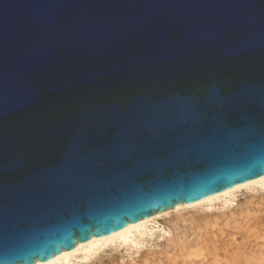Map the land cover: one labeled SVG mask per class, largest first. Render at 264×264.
Segmentation results:
<instances>
[{"label":"water","instance_id":"95a60500","mask_svg":"<svg viewBox=\"0 0 264 264\" xmlns=\"http://www.w3.org/2000/svg\"><path fill=\"white\" fill-rule=\"evenodd\" d=\"M263 176L264 0H0V264Z\"/></svg>","mask_w":264,"mask_h":264},{"label":"bare ground","instance_id":"6f19581e","mask_svg":"<svg viewBox=\"0 0 264 264\" xmlns=\"http://www.w3.org/2000/svg\"><path fill=\"white\" fill-rule=\"evenodd\" d=\"M241 193L252 197V200L260 197V203L257 206H264V176L199 202L190 205L184 203L173 209L165 210L114 234L99 238L95 237L87 243H79L73 251H64L48 262H37L36 264H88L107 249L113 252H119L123 249L128 259H130V264H138L136 258L144 247L150 245V251L152 246L154 248L160 247L159 241L161 239L166 240L168 244H175V237H177L175 232L179 225L188 223L198 225V218H202L201 220L207 219L208 222L205 225L213 226L212 237L215 239L217 235H223L224 227L229 226L230 221L235 222L232 220L234 216L231 208L236 205L238 195ZM213 211H219V215L225 218L226 225L224 227L220 224L219 219L213 216ZM160 219H164V222L161 223ZM248 227L252 235L264 237L263 230H259L257 225ZM200 237L202 238V236ZM187 245L185 241L175 245V248H179L177 257H204V248H207L205 247L207 245L205 241H197L194 245ZM216 256L218 257L217 254ZM144 264L151 263L145 260Z\"/></svg>","mask_w":264,"mask_h":264},{"label":"rangeland","instance_id":"374dc122","mask_svg":"<svg viewBox=\"0 0 264 264\" xmlns=\"http://www.w3.org/2000/svg\"><path fill=\"white\" fill-rule=\"evenodd\" d=\"M259 203L260 197L252 200V197L241 193L238 195L236 205L231 208L234 216L232 220L235 222L230 221L229 226L224 227L226 220L219 215V211L212 212L224 227L223 235H217L214 239L213 226L205 225L207 219L198 218V225L190 223L179 225L175 232L177 236L175 244H168L166 240L161 239L159 241L161 246L155 248L152 246L151 251V246L147 245L141 250L136 261L138 264H144L145 260L151 264H264V237L254 236L248 230V226L257 225L259 230L262 229L264 232V206H257ZM160 222H164V219H160ZM182 241L186 242V246L194 245L197 241H205L207 248H204V257H177L179 248H175V245ZM216 254L218 257H215ZM88 264H130V259L123 249L119 252L107 249Z\"/></svg>","mask_w":264,"mask_h":264}]
</instances>
